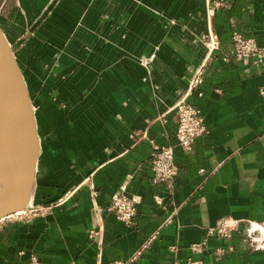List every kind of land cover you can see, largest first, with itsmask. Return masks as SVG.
Listing matches in <instances>:
<instances>
[{
	"label": "crops",
	"instance_id": "1",
	"mask_svg": "<svg viewBox=\"0 0 264 264\" xmlns=\"http://www.w3.org/2000/svg\"><path fill=\"white\" fill-rule=\"evenodd\" d=\"M49 1L19 0L17 11L33 21ZM41 29L55 34L35 40L29 62L55 64L42 136L57 156L38 173L34 208L0 220V264H109L152 236L134 264H264V248L243 235L209 234L227 218L264 220V58L230 57L234 31L264 47V0H62ZM204 62L203 94L188 101L207 131L191 151L176 147L169 192L153 182V145L174 143L175 105ZM126 181L131 225L108 210Z\"/></svg>",
	"mask_w": 264,
	"mask_h": 264
},
{
	"label": "built area",
	"instance_id": "2",
	"mask_svg": "<svg viewBox=\"0 0 264 264\" xmlns=\"http://www.w3.org/2000/svg\"><path fill=\"white\" fill-rule=\"evenodd\" d=\"M232 52L230 57L238 61H262L264 58V47H262L255 38L246 37L239 31L232 33ZM218 47L217 38H211V51ZM227 59V58H225ZM207 71V62L196 68L190 78L189 87L185 96L175 105L177 117V130L175 133V141L173 144L153 145V152L150 159V166L153 172V182L155 184H164L169 192H173L175 188L176 178L179 173V166L176 162L175 149L180 147L188 152L193 149L196 139L207 131L202 109L196 104L188 101V97L198 92L202 96L200 86L204 82ZM264 102V87L260 90ZM126 181L120 190L116 191L111 198V204L108 208L113 212L117 219L123 221L127 225H131L137 215L136 198L127 193ZM96 193V192H95ZM157 204L162 203L160 197H156ZM21 213H15L11 216H19ZM92 234L95 231H91ZM209 234L216 235L220 238H230L235 234L243 235L245 241L254 243L258 249L264 248V220L261 222L245 221L242 226L239 221L234 219H224L217 226L209 229ZM156 236H152L145 241L135 252L127 259H117L109 264H134L145 253V250L152 243ZM208 246L207 241L193 243L191 250L193 253H201ZM225 248L217 250L218 255H224ZM198 261L189 258L188 264H198Z\"/></svg>",
	"mask_w": 264,
	"mask_h": 264
},
{
	"label": "water",
	"instance_id": "3",
	"mask_svg": "<svg viewBox=\"0 0 264 264\" xmlns=\"http://www.w3.org/2000/svg\"><path fill=\"white\" fill-rule=\"evenodd\" d=\"M3 29L0 22V220L34 208L42 182L38 161L44 148L28 84ZM14 67L21 83L17 96L10 92ZM15 127H20L26 146L21 159L14 142Z\"/></svg>",
	"mask_w": 264,
	"mask_h": 264
},
{
	"label": "rangeland",
	"instance_id": "4",
	"mask_svg": "<svg viewBox=\"0 0 264 264\" xmlns=\"http://www.w3.org/2000/svg\"><path fill=\"white\" fill-rule=\"evenodd\" d=\"M49 2L50 3L46 5V13L40 14L35 20L31 21L30 15L24 14L21 16L20 12L17 11L19 0H0V22L4 28L3 31L5 32V35L11 43L12 50L15 53L19 66L24 73V78L27 84L29 82L26 75L32 74L33 76V84H28V87L35 108L40 137L42 135V131L44 130L43 132L45 133L47 129V127L44 128V124L50 117L48 109L51 107L53 102L58 99L54 94H48L47 88V75L57 74V71H55V64L51 63L41 66L38 63V70H34L33 64L32 67L30 64L36 55L35 40L40 39L44 41L43 36L49 37L55 34L54 31L49 29H47V31H42L41 28L44 27V24L51 17L52 12L60 4V2H62V0H50ZM21 17L23 19H20ZM24 19L25 22H27L25 28ZM29 60L31 61L29 62ZM22 62L24 66H22ZM38 74L42 75L38 76ZM49 155L57 156L55 153L50 152L48 149L46 151L43 148L38 161V173H40L42 168H44L43 162L45 166H47L50 162V160H48Z\"/></svg>",
	"mask_w": 264,
	"mask_h": 264
},
{
	"label": "bare ground",
	"instance_id": "5",
	"mask_svg": "<svg viewBox=\"0 0 264 264\" xmlns=\"http://www.w3.org/2000/svg\"><path fill=\"white\" fill-rule=\"evenodd\" d=\"M6 38H7V36H6ZM7 40H8V38H7ZM20 85H21V83H20V80H19V75H18L17 69L14 67L13 71H12V74H11V82H10V92H11V94H14L15 96H17V94L19 93V91L21 89ZM32 104H33V102H32ZM33 108H34V105H33ZM34 110H35V108H34ZM13 136H14V142H15V145H16V148H17V151H18V155L20 156L19 158L21 159V157L23 156L22 153H23V151H24L26 146H25L23 138H22V132L20 133V127H19V129L15 127V134ZM0 187H2L1 180H0ZM21 212H18V213H21Z\"/></svg>",
	"mask_w": 264,
	"mask_h": 264
}]
</instances>
